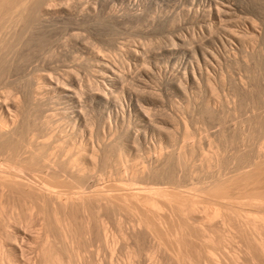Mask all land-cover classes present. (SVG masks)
Segmentation results:
<instances>
[{
  "label": "rangeland",
  "instance_id": "374dc122",
  "mask_svg": "<svg viewBox=\"0 0 264 264\" xmlns=\"http://www.w3.org/2000/svg\"><path fill=\"white\" fill-rule=\"evenodd\" d=\"M224 1L0 0V131L12 133L7 144L0 136L2 168L74 193L88 182L72 169L101 186H138L145 183L135 167L147 169L154 156L169 174L198 178L200 167L210 175L217 162L226 171L238 155L263 146L264 137L242 142L239 133L264 116L257 99L264 4ZM229 35L243 40L225 45ZM240 82L252 87L251 97L238 90ZM120 98L130 111H118ZM158 202L164 226L120 199L118 211L95 203L73 208L64 240L51 205L0 187V264H37L50 244L67 248L65 264H181L169 237L175 231L183 249L209 264L200 246L181 240L204 211ZM203 231L219 261L213 264L263 263L253 259L242 231ZM226 234L232 237L223 241Z\"/></svg>",
  "mask_w": 264,
  "mask_h": 264
},
{
  "label": "bare ground",
  "instance_id": "6f19581e",
  "mask_svg": "<svg viewBox=\"0 0 264 264\" xmlns=\"http://www.w3.org/2000/svg\"><path fill=\"white\" fill-rule=\"evenodd\" d=\"M261 1L264 4V0ZM221 12L222 10L218 8L215 16ZM250 29L254 31L253 25ZM242 40V36L229 35L228 39H225L224 44L238 43V41ZM197 74L199 75V73ZM197 74L194 72L191 79L195 80ZM243 83L240 84L238 90L246 99L252 96L253 89L246 83L243 85ZM121 99L118 100L120 105H116L118 111L124 113V108L125 111H130L131 105L128 103L125 105ZM257 99L264 106V87L258 93ZM213 112L216 113V109L214 110L213 108ZM110 118L112 120L114 117L109 114ZM253 134L264 137V116L260 119L255 118L252 124V131L239 133V139L244 142L246 141L245 138ZM0 136L4 144L12 140V133L10 132L2 130L0 131ZM243 154H246L249 158L243 157ZM159 157L148 158L147 169L135 167L137 169L134 173L145 183V185L138 186L122 181L112 183L111 186H101L92 174H79V172L72 169L70 171L72 175H84L82 179H87L88 182V187L85 190L74 193L58 191L47 185H39L32 181L31 178L25 176L20 169L12 171L3 169L2 166L5 164L0 161V187L8 188L11 192L25 198L41 200L51 205L53 209L51 212L52 220L60 230L61 237L64 240L67 239L70 232L68 229L70 226L69 212L73 208L85 207L87 204L95 203L100 205V207L103 206L118 211V205L116 204L118 199H120L126 205L129 201L137 203L156 219L158 226H164L165 221L160 216L163 208L158 201H174L190 208L193 214L199 213L200 210L204 211L202 221L194 223L192 229L187 233L185 241L181 240L183 243H189V245L196 248L201 247L207 263L213 264L215 261L217 263L219 261L214 254L215 251L210 247L211 237L206 238L205 235L198 232L204 230L203 233H207V230L213 231V229L218 227L223 230L233 227L246 235V246L253 259L264 264V145L258 147L252 154L241 153L238 155L236 163H233L231 169L226 171L219 168L217 162V170L210 175L204 174L203 167H200L195 172V174L200 175L198 178L192 176L193 173H190L191 175L187 179H181L176 171H172L169 174L166 168L163 169L160 166L161 159ZM97 159L91 157V162L94 163ZM103 159H106V157L104 156ZM44 166L52 168L47 163ZM52 174L59 178L60 172L52 168ZM206 194L211 196V201H208V198L204 196ZM201 204L204 206H201ZM127 207L129 208V205ZM232 219L236 221V226L231 225L230 221ZM248 233L250 236H248ZM169 237L172 244L176 246L175 255L181 260V264H201L199 256H195L193 250L182 248L183 244H181L177 231L170 232ZM231 237L230 234H226L221 238L226 241ZM65 257L69 258L68 250L65 246L63 249L56 248L50 244L40 250L37 264H65Z\"/></svg>",
  "mask_w": 264,
  "mask_h": 264
}]
</instances>
